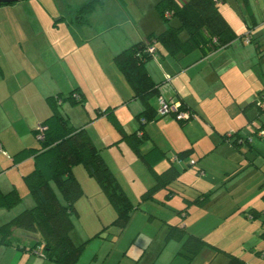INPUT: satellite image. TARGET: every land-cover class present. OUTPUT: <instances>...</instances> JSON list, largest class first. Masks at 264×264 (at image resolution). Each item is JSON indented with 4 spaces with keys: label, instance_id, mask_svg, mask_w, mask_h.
<instances>
[{
    "label": "crops",
    "instance_id": "crops-1",
    "mask_svg": "<svg viewBox=\"0 0 264 264\" xmlns=\"http://www.w3.org/2000/svg\"><path fill=\"white\" fill-rule=\"evenodd\" d=\"M234 1L236 4L233 6L237 5L240 10L239 0ZM38 2L40 6L34 8L37 11L32 10L37 16L40 17L43 12V16L45 15L46 17L47 14H50L54 21L55 19L58 21L48 30L44 21L38 19L34 22V30L22 29V32L25 31L28 38L20 36V28L16 26L15 20L11 16L13 15L11 9H16V12H20V9H22V6H17L20 1L8 6L0 5V11L3 12V17L0 18V144L2 148V151H0V190L8 192L11 189H16L21 196L20 203L13 208L0 207V224L25 209L27 207L25 206L26 204L32 206L30 205L32 204L31 201L34 203L23 180V176L33 169V157L30 156L16 162L13 156L23 148L38 147L35 143L34 128L51 114V108L47 101L48 96L62 94L68 88L69 93L75 90L82 95L84 103L80 104L86 110L89 107L88 104L95 110L125 104V100L132 96V90H128L129 84L114 64L113 56L150 32L157 31L155 24L145 26L142 21L138 23L137 20L132 19L130 12L121 6L119 0H102V3H99L95 9L87 14L86 21L80 24L76 22L75 14L86 1L49 0L52 3L51 7L46 6L44 0ZM227 2L228 0L221 1L219 9L237 34L249 32L254 41L259 43V40L253 34V29L258 24L254 20L255 17L250 7V0H244V2L250 7V16H253L251 25L247 24L244 15L241 16L242 20H240L237 15V9L234 8L235 10H233L230 8L232 6L230 5L229 7ZM221 4H223L222 7ZM225 4L226 6L224 7ZM141 15L143 14L141 13ZM242 22H246V29H244ZM240 26L243 29L239 33L237 28ZM62 28L64 32L60 34V29ZM88 29L90 31L91 29L94 30L93 34L95 37L111 31V29H114L111 32L115 36V30L118 29L120 36L117 37L116 35V39H105L102 44H97V51L91 52L92 56L90 55V59H88V54L81 50L82 47L87 46ZM23 40H29V43ZM24 42L28 43V47H24ZM77 43H79V47H77ZM261 60L254 42L242 43L237 39L231 45L207 55H202L199 49L180 57H173L163 51L147 61L145 67L154 81L159 83L160 94L163 98L177 100L190 107L193 117L187 124L191 120H193L191 123H194L195 119L197 121L200 118L205 121L209 119L206 124H209L210 135H219L220 137L222 133L227 132L226 129L223 132L221 129L225 126L222 125L225 122L216 126L217 117L212 118L211 116H214V113H211V111L214 110L216 115L218 113L223 114L226 119L234 118L239 114V112H234L231 104L235 106L242 105L240 98L244 97V95L236 98V89L245 87L241 94H246L249 90H252L255 82L258 83V76L261 77V80L258 87L256 86L253 89L258 93L264 87V72L261 69ZM40 77H42V84L37 81ZM213 80H215V84ZM129 88L131 89V87ZM222 90L226 94L222 93L223 96L220 97L218 92H222ZM97 92L102 93V97H97L95 94ZM209 94L211 97L208 98L207 95ZM230 96H233V99L228 100L227 97ZM247 96L245 95V97ZM207 99L206 108L204 102ZM223 100H227V105ZM245 102L247 103V100ZM155 104H157V100H155ZM64 105L62 102L59 106L60 112L61 106L64 107ZM64 110L67 112L66 109ZM251 112H246V115H252ZM61 114L63 113L61 112ZM125 114L120 113L117 115L120 122V118L124 120L128 118ZM63 115L67 116L73 123L79 124L77 119L70 114L69 116ZM154 123L151 121L146 125L152 126ZM241 126L238 129L242 131L244 126ZM90 127L87 126L86 130L92 141L95 138L100 142H108L102 139L104 134L102 135L99 131H94L98 136L94 137V132L89 129ZM234 128L237 129V127ZM219 140L221 142L218 144L223 142L230 144L228 141H222L221 137ZM181 142L180 138V142H177L175 148L179 149L180 146L186 144ZM158 143L162 147L165 146L162 142ZM96 183L95 186L93 185L94 188L92 190L98 193L97 187L100 192H103L99 184ZM200 188L204 187L201 186ZM23 201L25 202V207L22 204ZM238 206L240 216H236L237 219H241L243 225H252L253 220L257 218L248 217L245 213L250 208V204ZM256 209L263 212V209ZM227 210L217 216H213L215 220H218L216 224H208L209 230L212 229L219 233L214 239L203 233L202 235L199 229L195 231V226L190 227L187 223L186 225L174 223V225L182 226L187 233L206 238L205 240L209 244L221 251L218 252L205 247L191 259L187 257V251L182 247L186 234L179 240L168 238V228L173 224L167 223L165 240L173 239L177 241L180 243V249L174 255L173 252L175 251L169 253L165 264H226V252L241 257L245 264H264V237L261 234L263 231L259 232L256 225H253L249 235L245 230H242L243 233L239 234L238 231L235 232L231 227V229L225 228V230H220L217 227L221 223V217L229 212ZM185 214L188 215L189 210ZM263 214L264 212L260 218L263 217ZM263 220L261 221V228L264 227ZM38 239L39 235L36 233L15 229L11 237V243L8 245L0 244V264H55L56 262L27 249ZM236 239L238 241H235ZM247 245L250 246L248 250ZM23 246L27 248L21 249ZM246 255H248L247 260L244 258Z\"/></svg>",
    "mask_w": 264,
    "mask_h": 264
},
{
    "label": "rangeland",
    "instance_id": "rangeland-1",
    "mask_svg": "<svg viewBox=\"0 0 264 264\" xmlns=\"http://www.w3.org/2000/svg\"><path fill=\"white\" fill-rule=\"evenodd\" d=\"M38 1L42 0L20 1L18 3L19 5H17L19 7L22 6L20 12H16V9H11L13 13L11 15L12 19L15 20L16 26L20 28L21 37L28 38L26 32H22V29L34 30V22L38 19L44 21L48 30L55 24L50 14H47L46 17L45 15L43 16V10L41 11L42 14H40V17L32 11H37L34 8L40 6ZM44 1L46 6H52L49 0ZM66 1L70 2L72 0ZM119 2L126 11L130 12L132 19L137 20L138 23L142 21L145 23V26L155 24L157 27L156 33L163 31L167 27V23L155 9L157 0H119ZM238 3L241 8L240 13L238 6H233L236 4L234 0H228L227 5L229 7L231 5L232 7L230 8L233 10H235L234 8L237 9V15L240 20H242L241 16L244 15L249 25L253 21V16H250V7L254 12V20L258 26L254 27L253 34L261 45V69L264 72V0H250V7L245 4L244 0H239ZM8 5L5 4L4 6ZM32 6L34 7L32 8ZM222 6L223 4H221ZM6 13L8 14V12ZM1 17H3L2 11H0ZM55 20L56 22L58 21L57 19ZM169 24H178L177 19L171 18ZM243 25L244 29H246V22ZM241 27L237 28L239 33L243 29ZM93 31V29L91 31L88 29L87 46L81 49L88 54V59H90L91 52L97 51V44H102L105 39H116V35L117 37L120 36L118 29L115 30V36L111 32L114 29L98 37L94 36ZM63 32V28L60 29V34H63ZM23 41L29 43V40ZM28 43L24 42V47H28ZM76 45L79 47V43ZM39 79H37L38 83L42 84V77ZM258 79V83L254 80L255 84L253 88L258 87L261 77L258 76ZM213 83L215 84V80H213ZM129 87L128 90L131 91ZM244 88L236 89L237 92H235L236 98L244 95V97L240 98L243 104L237 106L231 104L234 112H239L236 117L226 119L221 113L216 115L214 110L211 111V113H214V116L211 117H217L216 126L225 122L222 124L225 125L221 128L222 132L226 129L230 133L236 129L234 127L240 129L241 125L244 126V129L242 131L240 130V134L249 139L250 145L248 143H242L238 144V147H234L226 142L218 144L221 142L219 135L211 136L208 129L209 124H206L209 119L207 121L202 118L200 119L203 121L200 119L197 121L195 119L194 123H191L193 121L191 120L187 125L181 127L172 115L167 114L158 117L156 121L153 120L155 122L154 125L145 126L146 133L149 137L143 141L141 150L146 152L152 146H157L166 153V156L154 165V170L160 172L168 167L170 163H173L180 171L179 177L170 183V187L174 191L171 197L168 198L165 196L167 192L166 188H159L153 193L152 197L147 199H141V194L154 183L152 171L138 158L127 142L119 141L114 143L118 140L119 132L112 120L107 115L98 117L95 108L93 109L90 104H88L89 107L86 110L80 103H72V100L65 99L69 95L68 88L62 92L61 97L65 105L64 107L61 106V112L68 116L70 114L73 118L77 119L79 124L73 123L66 116L69 122L75 127H86L85 129H87V126H91L89 129H92V132L99 131L102 135L104 134L102 139L108 142H100L95 138H93V141H95V145L100 149L101 155L119 180L134 206L132 217L124 229L113 225L112 221L116 217V211L109 203L105 193L102 191L101 193L97 187L96 190L98 193L92 190L96 181L87 174L83 165L77 164L73 166V173L77 180L80 181L83 194L75 203L77 215H72L73 228L70 234L77 244L86 241L85 247L76 264H165L167 255L175 251L173 252L174 255L180 249V243L177 241L173 239L165 240L167 223H182L183 225L187 223L190 227L195 226V231L199 229L201 234L203 233L211 239H214L219 233H216L212 229L209 230L208 224H216L218 220H215L213 216H217L227 209L229 212L221 217V223L217 225L220 230L232 228L235 232L238 231L239 234L243 233L242 230H245L248 235L252 231L253 225L258 227L259 232L264 230V227L261 228V221L264 219V214L262 218L253 220L252 225H243L242 220L239 219V222L236 217L240 216L238 205H245L247 203L250 204L249 207L263 209L264 212V128L260 132L261 134H257L258 128L262 127L264 123V111L259 113L255 105L246 107V104L251 100H256L259 103L260 98L253 88L246 94H241ZM222 93L226 94L222 90V92H218V95L222 97ZM95 94L97 97H102V93L100 92ZM210 94L207 95L208 98L211 97ZM227 99L231 100L233 96L227 97ZM246 100L247 103L245 102ZM207 102L208 99L204 102L206 108ZM223 102L226 105L228 103L227 100H223ZM262 105L264 106V100L262 101ZM141 106L140 101L133 99L131 96L125 100V104H119L116 107L113 105L111 107L114 108L116 115L126 113L125 115L128 118L125 120L120 118V120L125 130L131 132L138 126L134 116L141 110ZM136 110L137 112H135ZM248 111H252V115H246ZM197 115L199 116V114ZM95 132L94 137H98ZM110 136L112 137L109 138ZM180 138L182 140L181 143L183 144L184 142L186 144H181L182 146L179 149L193 147L195 150L187 160L174 158L175 152L179 150L175 147L177 142H180ZM36 140V146H39L40 143ZM158 142H162L165 146L162 147ZM201 168H204L205 173H198ZM201 186L204 188H200ZM53 187L59 199L62 201V196L59 191L55 186ZM208 191H211V196L208 201L202 204L191 203L188 205L186 203L185 198H193L201 192ZM31 203L30 205L34 204L33 201ZM22 204L24 206L25 202L23 201ZM25 206V208L31 207L28 204ZM185 206H188V215L185 214L186 211H182ZM97 232H100V234L95 235ZM235 241H238V239ZM249 247L247 245V250ZM244 258L247 260L248 255Z\"/></svg>",
    "mask_w": 264,
    "mask_h": 264
},
{
    "label": "trees",
    "instance_id": "trees-1",
    "mask_svg": "<svg viewBox=\"0 0 264 264\" xmlns=\"http://www.w3.org/2000/svg\"><path fill=\"white\" fill-rule=\"evenodd\" d=\"M221 1L223 0H157L155 9L165 20L167 27L159 33L150 32L113 56L114 64L131 87L132 98L139 100L142 105L141 110L134 116L138 126L134 131L127 132L112 107L97 109L96 115L98 117L107 115L119 132L118 140L114 143L127 142L138 158L152 171L154 183L141 194V199L152 197L159 188L167 189L166 197L172 196L174 191L171 189L170 183L180 174L173 163H170L164 170L155 172L154 165L166 156V153L157 146H152L146 152L141 150L143 141L148 137L145 130L146 124L164 116L158 112V98L161 96L159 83L155 82L147 71L146 62L163 51L173 57H180L199 49L202 55H207L231 45L237 39L242 43L254 42L257 53L259 56L262 55L261 45L254 41L249 32L237 34L219 9ZM99 3H102V0L84 2L75 14L76 22L79 24L85 22L87 14ZM5 4L12 3H0V5ZM171 18H176L178 24H169ZM246 37H248V42L244 41ZM151 47L154 48V51L150 50ZM61 96L62 94L59 93L47 98L51 114L39 124L44 128L43 138L37 139L40 145L23 148L13 156L16 162L30 156L33 157V169L23 176V180L34 204L0 224V244H10L14 230L21 229L39 235V239L33 245L28 248L23 246L21 249L27 248L59 264H75L86 241L77 244L70 234L73 228L72 215H77L75 203L83 194V188L73 173V166L83 165L87 174L99 184L116 211V217L112 221L113 225L124 229L134 206L87 130L83 126H73L59 111V106L63 102ZM258 96L259 103L253 100L246 107L255 105L261 113L264 111L262 105L264 87L258 91ZM66 98L74 103H84L82 95L75 90H72ZM155 100H157V104H155ZM177 111L188 113L187 118L178 120L175 118L176 113L169 114L181 126H185L193 117L190 107L183 102H179ZM263 128L264 123L262 127L258 128L257 134L263 131ZM37 132L38 127L36 126L34 136ZM220 137L222 141H228L234 147L250 142L247 137L240 134L239 129L230 133L224 132ZM193 152V147H188L177 151L174 156L179 160H187ZM203 172L202 168L198 171L200 174ZM53 186L59 191L62 201ZM210 196L211 191L201 192L196 197L185 198V200L188 205L191 203L202 204L208 201ZM20 201L21 196L16 189H11L8 192L0 190V207L10 209L18 205ZM187 208L188 206H185L182 211L187 212ZM245 213L248 217L260 218L263 212L250 207ZM99 234L100 232H97L95 235ZM185 234L182 247L187 251L189 259L200 253L205 247L221 252L204 238L187 233L178 224L169 226L167 237L179 240ZM261 234L264 237V230ZM226 255V264H245V261L237 255L227 252Z\"/></svg>",
    "mask_w": 264,
    "mask_h": 264
},
{
    "label": "built area",
    "instance_id": "built-area-1",
    "mask_svg": "<svg viewBox=\"0 0 264 264\" xmlns=\"http://www.w3.org/2000/svg\"><path fill=\"white\" fill-rule=\"evenodd\" d=\"M245 42H248V37L245 38L244 40ZM151 51H154V48L151 47L150 48ZM179 107V101L177 100H167L165 98H163L162 96H160L158 98V112L162 115H167L170 113H176L175 114V118L178 119H185L188 117V113L187 112H183V111H177ZM38 132L36 134V139H42L43 138V127L38 125ZM0 151H2L1 148V144H0Z\"/></svg>",
    "mask_w": 264,
    "mask_h": 264
},
{
    "label": "water",
    "instance_id": "water-1",
    "mask_svg": "<svg viewBox=\"0 0 264 264\" xmlns=\"http://www.w3.org/2000/svg\"><path fill=\"white\" fill-rule=\"evenodd\" d=\"M22 0H0V3H14V2H19Z\"/></svg>",
    "mask_w": 264,
    "mask_h": 264
}]
</instances>
